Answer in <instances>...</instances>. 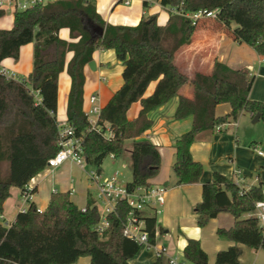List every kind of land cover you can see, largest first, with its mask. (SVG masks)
Instances as JSON below:
<instances>
[{
  "label": "trees",
  "instance_id": "1",
  "mask_svg": "<svg viewBox=\"0 0 264 264\" xmlns=\"http://www.w3.org/2000/svg\"><path fill=\"white\" fill-rule=\"evenodd\" d=\"M96 0L47 2L17 10L13 26L0 28V215L12 186L26 191L31 179L47 167L57 152L58 77L66 69L71 78L67 97V121L81 138L88 164L98 167L109 155L122 156L127 141L132 142L130 161L132 179L127 188L151 186L161 166L156 144L140 138L153 126L152 110L179 96L175 118L193 117L192 128L175 143L172 165L176 185L198 182L204 166L193 158L192 144L213 134L217 128L233 123L247 111L260 113L264 120V103L250 98L253 77L249 70L232 69L217 59L209 73L184 72L175 61L178 49L191 43L200 28L224 30L239 43L254 47L264 59V0H144V8L157 2L170 11L169 20L158 24L151 14L135 26L106 23L96 10ZM121 2V0H119ZM216 11L215 17L192 20L187 13ZM5 11L0 10V18ZM104 29L95 39L93 29ZM62 28L70 30V40L61 38ZM34 43L33 68L27 78L7 76L1 62L8 57L18 59L23 45ZM116 50L123 70V84L101 108L98 128L83 110L84 69L94 50ZM73 52L66 64L67 53ZM153 92L146 95L151 83ZM190 85L192 94L181 92ZM141 108L134 119L127 112L133 103ZM229 104L230 110L218 115V105ZM264 181L248 189H240L232 177L215 171L203 184L202 199L195 206L197 223L205 226L223 211L230 212L234 224L220 228L219 234L235 242L218 251L216 264H240L242 248L264 249V229L252 213L255 203L263 199ZM69 192H53L48 206L40 211L35 202L16 215L8 226L0 223V264H74L90 257V264H132L142 244L123 234L131 210L123 198L108 214L109 225L100 235L95 226L101 211L90 197L85 208H79ZM145 220L144 230L155 244L158 227L156 214L139 212ZM183 261L209 264L200 241L188 239ZM152 264H163L160 255Z\"/></svg>",
  "mask_w": 264,
  "mask_h": 264
},
{
  "label": "crops",
  "instance_id": "2",
  "mask_svg": "<svg viewBox=\"0 0 264 264\" xmlns=\"http://www.w3.org/2000/svg\"><path fill=\"white\" fill-rule=\"evenodd\" d=\"M143 1L129 0V4H125L119 0H96L95 4L97 12L105 22L112 25L135 26L148 13L149 15L156 14L160 25H164L169 20L170 11L167 8L157 2L151 3L148 8H144ZM14 15H12L11 21L4 25L1 24L3 18H0V28H12ZM59 35L66 40L71 39L68 28H62ZM115 51L114 49L94 50L92 56L94 66L89 64L85 66L84 112L91 106L89 103L91 95L96 94V104L102 108L122 86L125 66L120 63ZM33 53L34 43L23 45L18 59L8 57L1 62L2 70L15 79L27 78L33 68ZM72 55L73 52L67 53L66 64ZM216 59L232 69L245 68L249 70L250 76L254 79L250 98L264 103V59L257 54L253 46L234 41L224 30L198 29L191 43L178 49L175 57L180 69L189 76H193L196 71L209 73ZM71 82L69 74L64 69L58 77L59 98L58 114H56L58 121L67 120V97ZM155 84V82L150 84L146 95L153 92ZM181 92L191 96L192 87L187 85L182 88ZM178 103L179 96H174L165 104L152 110L149 116L153 120V126L140 137L151 141L159 148L161 155L160 170L150 181L152 186H164L166 188V199L161 207V213L156 215L158 227L155 244L152 246L143 245L138 254L130 260L132 264L154 263L158 258L157 251L161 248L165 249L162 255L163 264H172L171 258H176L183 264H190L183 261V251L190 238L198 239L201 247L208 255L209 264H216L218 251L225 250L235 244L234 241L220 235L218 230L230 228L235 219L230 212L223 211L218 214V217L210 219L205 226L200 227L198 225L194 209L203 200V184L212 179L215 171L232 177L234 170L239 167L243 172L244 185L250 187L258 183L261 173L264 171V155H259L257 152V150L263 152L264 150L259 146L256 139L240 134V128L242 126L246 128L250 120L256 123L263 119L260 117L254 121L255 115L245 111L237 121L225 125L223 129L217 128L213 134L201 137L192 144V156L203 164L204 173L196 183L176 185V177L172 169L176 152L175 143L193 125L192 116L175 118ZM219 107L220 105H218L216 112ZM140 108V102L133 103L127 112L128 118L134 119ZM229 110L230 106L224 112ZM92 118L97 119V116L91 115ZM128 143H126V152H129L132 146L130 140ZM110 156L113 161L118 158L113 155ZM89 171L93 170L88 169V164L81 167L72 161H66L54 169L46 167L29 183L34 194L30 202H35L38 208L44 210L49 204L52 193L60 191L69 192L71 200L79 208H85L90 197L95 200L97 197L95 196L96 186L88 178ZM100 174L101 179L115 175L120 179L118 171L105 176L102 170ZM10 192V196L4 203L5 210L0 215V223L4 225L6 223L11 224L18 212L26 209L30 203L23 200L24 193L21 188L12 186ZM96 202L99 206V202L97 200ZM148 213H152V211L146 210L145 214ZM249 215L250 213L246 214L245 217ZM240 246L242 248L240 264H264L263 248L255 250L244 244H240ZM74 264H90V257H81Z\"/></svg>",
  "mask_w": 264,
  "mask_h": 264
},
{
  "label": "built area",
  "instance_id": "3",
  "mask_svg": "<svg viewBox=\"0 0 264 264\" xmlns=\"http://www.w3.org/2000/svg\"><path fill=\"white\" fill-rule=\"evenodd\" d=\"M65 0H0V10L6 12L12 11L15 13L17 10L26 9L34 5L47 4V2H57L61 3ZM125 4H129V0H121ZM193 22L204 17H215L216 11L199 10L195 13H187ZM7 76L4 70H2ZM12 78V77H11ZM18 79V78H17ZM20 79V78H19ZM90 108L85 112L88 114V118L92 124V128H98L97 119L100 115L101 108L96 104L97 96L96 94L91 95L89 99ZM91 115H96L97 119H91ZM58 130V150L57 152L48 160L47 168H57L61 166L66 161H72L81 167L86 166L88 163L84 157V149L82 145L81 138L75 135L74 127L66 121L57 120ZM257 150V149H256ZM259 155H264V152L257 150ZM114 156V155H113ZM88 178L91 183L96 186V200L99 202V208L101 213L100 220L95 226V230L102 235L105 229L109 225L108 214L115 210V206L119 200L122 198L126 200L131 207V210L127 216L126 222L124 224L123 234L131 239L139 242L145 246H152L148 239V234L144 230L145 220L139 212H145L150 209L153 214H159L162 211V206L164 204L166 188L164 186H149V187H137L134 190H129L127 185L122 182L116 175L101 179V174L98 171H89ZM233 180L239 186L240 189H248L244 185V176L241 169H235L232 175ZM23 200L25 202H30L32 199V187L30 184L26 186V191L23 192ZM25 210V208L23 209ZM42 211V209L38 208ZM257 217L264 229V189H263V199L255 203V208L250 214ZM5 225H10L6 223ZM164 248L157 251V256L163 255ZM170 262L172 264H183V262L177 260L176 258H171Z\"/></svg>",
  "mask_w": 264,
  "mask_h": 264
},
{
  "label": "rangeland",
  "instance_id": "4",
  "mask_svg": "<svg viewBox=\"0 0 264 264\" xmlns=\"http://www.w3.org/2000/svg\"><path fill=\"white\" fill-rule=\"evenodd\" d=\"M154 3L156 2H152V4ZM6 14L7 15L5 17H2L3 19L1 18L2 19L1 24L3 25L11 21V17L12 15H14L12 11H8ZM148 15L149 13L145 15V17H147ZM227 108H229L228 104L226 103L221 104L217 110L218 115L226 114L227 112H224V110ZM220 128L223 129L224 126ZM240 134L245 137L248 136L249 138L256 139L259 146L264 150V121L263 120H261L260 122H256V123H253L252 120H250V123L246 128L245 126H242L240 128ZM128 142L129 141H127V144H129ZM250 142H251V139H250ZM88 169L97 171L98 167L93 164H88ZM102 169L104 171L105 176L115 173V171H118V173H120L119 177L120 179L123 180V183H126L127 181L128 182L131 181L132 166H131L129 152L127 151L122 156H119L116 161H113L110 155L107 156L102 164ZM238 169H241V168L238 167Z\"/></svg>",
  "mask_w": 264,
  "mask_h": 264
},
{
  "label": "water",
  "instance_id": "5",
  "mask_svg": "<svg viewBox=\"0 0 264 264\" xmlns=\"http://www.w3.org/2000/svg\"><path fill=\"white\" fill-rule=\"evenodd\" d=\"M103 33H104V29H103V28L95 27V28L93 29L92 37L95 39V38L98 37L99 35H100V36L103 35ZM89 65H90V66H94V61H90V62H89ZM260 117H261V114H260V113L255 114V116H254V119H255V120H254V121H257ZM261 178H262V180L264 181V171H262V173H261Z\"/></svg>",
  "mask_w": 264,
  "mask_h": 264
}]
</instances>
